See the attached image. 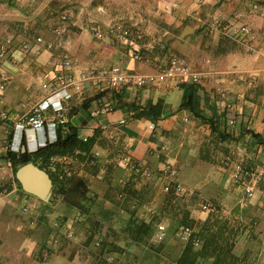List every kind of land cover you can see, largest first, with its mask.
I'll list each match as a JSON object with an SVG mask.
<instances>
[{"label": "crops", "instance_id": "crops-1", "mask_svg": "<svg viewBox=\"0 0 264 264\" xmlns=\"http://www.w3.org/2000/svg\"><path fill=\"white\" fill-rule=\"evenodd\" d=\"M251 1L0 0V40L11 38L10 55L0 60V83L5 85L0 113L20 116L43 98V80H50L62 68L65 58L73 62L76 71L120 64L129 71L153 73L166 63L170 53H177L196 69L255 75L253 84L233 86L244 92V98L237 107L239 125L230 130L225 115L217 111L214 73L196 86L194 98L200 114L212 118L215 128L189 109L179 108L183 89L174 84L113 88L106 81L88 80L83 83V99H73L65 112L66 120L77 127L80 137H94L89 150L66 155L64 161L71 170L70 176L83 179L88 196L109 199L112 188L129 181L133 173L131 161L145 163L156 184L166 182L160 177V169L170 163L189 191L223 193L222 184L226 183L227 189L238 192L231 166L224 160L230 149H239V155L253 161L264 156V145L250 132L264 138V24L260 16L248 14ZM65 11L69 21L57 36L52 28ZM114 14L124 16L130 26V36L124 44L107 34L98 38L92 33L104 30ZM237 14H242L240 20L250 22L260 36L254 50L224 35L215 23ZM37 36L44 41L37 42ZM25 42L29 44L26 50L22 49ZM46 42L52 46L48 48ZM167 52L170 53L165 55ZM207 58L211 60L208 67ZM105 101L113 102L114 111L93 114L94 108ZM156 102L162 105L161 117L156 120L136 117V111L128 107L130 103L143 107ZM122 119L124 122L120 123ZM14 128V121L0 118V141L9 138L8 149L13 140L19 141V128ZM51 136L49 129L27 130L22 138L33 151ZM6 151L0 147V264H86L78 252L68 251L60 244L50 245V250L41 248L42 234L38 229L30 230L27 217L17 211V204H22L25 197L9 173L12 167L4 158ZM134 187L143 186L136 181ZM257 204L262 205L261 201ZM161 206L170 215L169 199L163 198ZM258 217L250 233L258 232L264 240V213ZM53 232L51 224L49 237ZM40 256L42 261L37 259Z\"/></svg>", "mask_w": 264, "mask_h": 264}, {"label": "built area", "instance_id": "built-area-1", "mask_svg": "<svg viewBox=\"0 0 264 264\" xmlns=\"http://www.w3.org/2000/svg\"><path fill=\"white\" fill-rule=\"evenodd\" d=\"M35 2L32 0L31 3ZM251 16L258 15L263 19L264 24V1L253 0L249 4V12ZM242 14L234 15L223 21L216 20L220 31L229 37L236 39L238 42L244 44L248 49L254 50L253 44H259L260 36L255 32L252 24L247 21H242L240 18ZM67 14L62 13L54 23L52 28L53 33L57 36L61 35L65 30ZM107 34L115 41L124 44L128 41L130 35V26L126 23L125 17L122 15L114 16L106 25L104 30L97 29L95 36L100 38ZM264 36V28L263 34ZM37 42H43L42 36L36 37ZM11 38L0 40V60L6 59L10 55ZM256 44V45H257ZM49 48L52 46L51 42H46ZM29 44L25 42L22 44V49H28ZM206 67L211 65L209 58L205 59ZM216 74L214 77V97L218 114L225 115L226 127L230 130L239 125V118L237 117L238 102L244 98V92L234 90L233 86L236 84H253L256 81V76L245 74L240 71H229L227 73H219L210 71L206 68L196 69L188 61V59L177 53H170L167 56L166 63L153 73H139L135 71L126 70L120 64H115L109 68L104 69H81L76 71L73 62L65 58L63 66L60 70L55 72L50 80H43L42 87L46 89V94L38 102L32 104L30 108L20 116H12L9 112L0 113V118L6 122H15V128H19L20 137L22 139L23 133L27 130H43L49 129L53 141L56 137V128L59 124L67 122L65 112L68 108V103L73 99H83V83L88 80L106 81L110 87H118L120 85H132L136 87L141 86H158L171 85L176 86L190 83L198 86L202 81L209 76V74ZM264 85V81H263ZM5 95V85L0 83V101ZM114 111L112 101H105L98 104L93 114L110 113ZM187 120V119H186ZM124 120H120L123 123ZM14 128V129H15ZM85 141L86 137H82ZM11 148V147H10ZM20 149V146L18 150ZM17 150V151H18ZM239 149H230L229 154L225 156L226 164L231 166V177L236 182L239 192V203L246 204L255 194L257 186L261 180H264V156L253 161L249 157L239 155ZM80 153L75 150L72 155ZM97 154V152H95ZM66 155L50 157L48 160V167L51 170L59 165L66 176L71 175V170L65 165ZM62 164L64 166L62 167ZM130 168L136 175L144 176L146 178L152 175L151 169L142 162L131 161ZM178 173L175 171L170 163L164 164L160 169V177L165 178L163 190L166 193L180 194L188 190L178 181ZM33 205H24L23 211H32ZM201 208L204 211L217 214L219 212L218 206L208 200L202 201ZM76 211L75 207H71ZM53 234L49 239V244L58 246L60 237L67 240L74 241L77 239L75 228L69 223H61L57 220L53 221ZM168 231V225L159 222L155 225L152 234L153 240L162 241ZM175 238L181 243L191 242L195 249L202 246V238L195 234L194 228L187 224H177L173 228ZM94 245H100L99 239L94 240Z\"/></svg>", "mask_w": 264, "mask_h": 264}, {"label": "rangeland", "instance_id": "rangeland-1", "mask_svg": "<svg viewBox=\"0 0 264 264\" xmlns=\"http://www.w3.org/2000/svg\"><path fill=\"white\" fill-rule=\"evenodd\" d=\"M63 13L67 14V24L69 13L67 11ZM116 15L118 14L112 15L110 20ZM92 33L95 36L94 30ZM256 44H253L254 49L259 45ZM161 50L166 51L165 48H161ZM169 53L167 52L165 55ZM263 81L262 86L264 87ZM8 144L9 138L0 141V147H4L5 150L8 149ZM10 147L17 151L19 141L14 142L13 140ZM63 166L64 164H62ZM9 173L12 174V168ZM226 173L225 171V176H227ZM177 179L186 187L187 192L166 193L163 190L164 183L156 184L151 176L146 178L132 173L127 182L129 186H134L135 182L139 181L143 187L140 188V193L137 195L130 194L131 198H125L124 194L120 195L119 186L108 192L109 199L106 201L103 198H94L91 202H82L77 194H71L65 197V200L58 196L55 203L50 204L25 192L23 193L25 200L21 201L22 204H17L16 207L17 211L29 220V225L32 227L30 230L38 229L39 234H42L41 248L45 250L51 248L48 241L53 221L57 220L72 225L76 230L77 239L71 241L60 237L59 244L68 251L78 252L86 264H176L175 260L185 243H181L175 238L173 228L182 223L180 220L183 212L186 211L189 213V217L196 220L190 224L195 232L200 231V226L206 220L210 222L215 218L222 222L228 220V228L235 233L232 252L240 257L236 264H264V240L258 232L250 233V229L256 225L260 213H264V195L261 192V190L264 191V182L260 184L256 194L246 204L241 205L239 192L227 189L226 183L222 184L224 186L223 193L210 190L205 194L189 191L187 184L181 180L179 174ZM165 194L169 195L165 196ZM165 197L171 202L170 215H166L161 206ZM73 200L80 201L83 207L73 211L70 203ZM205 200L215 203L219 212L213 214L202 210L201 203ZM259 201L262 205L257 204ZM32 203L36 205L32 211L22 210L24 205H32ZM131 211L139 218L152 220L154 225L159 222L166 223L168 231L163 240L157 242L153 240L152 236L138 243L128 240L125 237L124 228L126 217ZM165 217H170V220L166 221ZM96 239L100 241L98 247L94 245ZM37 259L42 261L41 256ZM199 264L207 263L201 261Z\"/></svg>", "mask_w": 264, "mask_h": 264}, {"label": "trees", "instance_id": "trees-1", "mask_svg": "<svg viewBox=\"0 0 264 264\" xmlns=\"http://www.w3.org/2000/svg\"><path fill=\"white\" fill-rule=\"evenodd\" d=\"M180 87L183 89V94L179 108L189 109L195 116L210 122L211 127L215 128L212 118L205 117L200 114L198 110L194 98L196 86L190 83H184L181 84ZM128 107L136 111V117L144 116L150 120H156L160 118L162 114V105L158 102L149 103L143 107L130 103ZM250 132L259 144L264 145V138L260 134L253 131ZM93 140L94 137L92 136L91 138L87 137L84 141L82 137L79 136L77 127L67 121L57 126L56 137L53 141L47 140L43 145L38 146L33 151L26 150L22 152L21 146L25 144L22 138L20 149L18 151H14L11 148L7 149L4 158L10 162L13 180L21 190L20 183L15 177V171L22 164L33 162L40 168L45 169L50 175L53 187L50 204H54L58 196L65 200V197L71 194H77L82 202H91L94 198L87 195L88 190L82 178L66 176L59 165H57L54 170H51L48 167V160L50 157L54 156L70 155L75 150H79L80 152L87 151ZM133 187L134 186L131 185L129 186V183L119 186V189H121L120 195L124 194L125 198H131L129 196L130 194L137 195L140 193V189ZM70 203L71 207H75L76 210L83 207V204L78 200H73ZM180 221L190 225L196 220L189 217V213L186 211L183 212ZM227 222L228 220L222 222L218 218H215L212 222L209 220L203 222L200 226V231L195 232V234L203 238L201 248L195 249L191 242L185 243L175 263L199 264L201 261H204L207 264H236L240 257L232 252L235 243V239L233 238L235 233L232 229L228 228ZM155 225L152 220L139 218L137 214L131 211L126 217L124 228L125 237L132 242H141L152 236Z\"/></svg>", "mask_w": 264, "mask_h": 264}, {"label": "water", "instance_id": "water-1", "mask_svg": "<svg viewBox=\"0 0 264 264\" xmlns=\"http://www.w3.org/2000/svg\"><path fill=\"white\" fill-rule=\"evenodd\" d=\"M26 150L29 151L27 142L21 146L22 152ZM15 177L24 192L34 195L45 203H50L53 187L50 175L45 169L33 162H27L16 169Z\"/></svg>", "mask_w": 264, "mask_h": 264}, {"label": "clouds", "instance_id": "clouds-1", "mask_svg": "<svg viewBox=\"0 0 264 264\" xmlns=\"http://www.w3.org/2000/svg\"><path fill=\"white\" fill-rule=\"evenodd\" d=\"M21 143H22V139H21V140L19 139V146H21ZM11 149H12V148H11ZM12 150H13V149H12Z\"/></svg>", "mask_w": 264, "mask_h": 264}]
</instances>
